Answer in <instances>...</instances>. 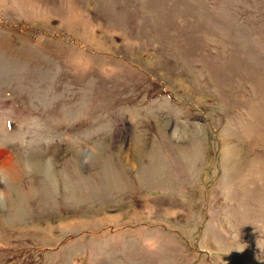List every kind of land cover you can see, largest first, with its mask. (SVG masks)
Here are the masks:
<instances>
[{
    "label": "rangeland",
    "instance_id": "rangeland-1",
    "mask_svg": "<svg viewBox=\"0 0 264 264\" xmlns=\"http://www.w3.org/2000/svg\"><path fill=\"white\" fill-rule=\"evenodd\" d=\"M0 166V264H264V0H0Z\"/></svg>",
    "mask_w": 264,
    "mask_h": 264
},
{
    "label": "bare ground",
    "instance_id": "bare-ground-1",
    "mask_svg": "<svg viewBox=\"0 0 264 264\" xmlns=\"http://www.w3.org/2000/svg\"><path fill=\"white\" fill-rule=\"evenodd\" d=\"M225 141H226V140H225ZM228 145H229V143H228L227 141H226V143L223 145L224 148L226 147V148L224 149V151H223V155H225L226 158H227V155H226L225 153H227V152L231 149V148L228 147ZM120 149H121V148H120ZM120 149H119V150H120ZM125 149H126V148H125ZM224 152H225V153H224ZM229 153H230V152H229ZM125 155H128V154L126 153L125 150L122 149V157L124 158ZM126 157H127V156H126ZM126 159H128V157H127ZM3 163H4V162H3ZM3 163H2V164H3ZM6 164H7V163H6ZM4 166L6 167V165H4ZM40 167H41V166H40ZM48 171H49V170H48ZM48 171H46V172H47V175H48V173H49ZM0 172H1V166H0ZM46 172H45V173H46ZM1 173H2V172H1ZM50 180H51V179H50V176L48 175V176H47V181H50ZM0 191H1V187H0Z\"/></svg>",
    "mask_w": 264,
    "mask_h": 264
}]
</instances>
